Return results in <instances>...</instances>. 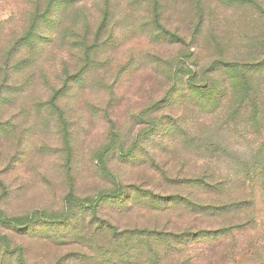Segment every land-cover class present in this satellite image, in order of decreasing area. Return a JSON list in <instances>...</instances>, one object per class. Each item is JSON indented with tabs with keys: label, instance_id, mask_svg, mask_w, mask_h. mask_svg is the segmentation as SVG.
Returning <instances> with one entry per match:
<instances>
[{
	"label": "rangeland",
	"instance_id": "374dc122",
	"mask_svg": "<svg viewBox=\"0 0 264 264\" xmlns=\"http://www.w3.org/2000/svg\"><path fill=\"white\" fill-rule=\"evenodd\" d=\"M0 264H264V0H0Z\"/></svg>",
	"mask_w": 264,
	"mask_h": 264
},
{
	"label": "trees",
	"instance_id": "16d2710c",
	"mask_svg": "<svg viewBox=\"0 0 264 264\" xmlns=\"http://www.w3.org/2000/svg\"><path fill=\"white\" fill-rule=\"evenodd\" d=\"M219 183H222V181H220ZM208 185H209V182H208ZM114 195H115L114 192H112V195L111 194H107V193L102 194L100 196V200H103L104 198H106L108 196L114 197ZM184 199L187 202H189L190 204H193L196 207V209H199V210H202V211H206V212L211 210V213L222 212V211H228V212L229 211H236V213H240V212H243L244 209L248 207V202H249V200L247 198H232V199H230L229 201L225 202L222 205L213 206V205L207 204V205L203 206V205L198 204V203H193V201H191V199H189V198H188V200H187V198H182V199L178 198V200L180 202L182 200H184ZM92 202H94L93 198L86 199L84 201V203L82 204L80 209L83 210V208H85L87 206H89L90 208H93V207H91V203ZM97 206H98V204L96 203L94 205V208H97ZM94 213H97L96 209L94 210ZM37 214H38V212H35V213L33 212L31 214H28V215L22 217L20 219V221L23 220V222L20 223V224L27 225V224H30V223H34L35 220H36ZM65 218H66V220H69L68 215ZM235 218L236 217H231L230 221H232V219H235ZM2 221L4 223H7V224H12V219L11 218L2 217ZM234 221H236V220H234ZM234 221L229 222V224H224V225H222L219 228H216L214 231H212V232H214V234L211 231H209V232L211 233L212 236L214 235V237H218L219 235L225 236V235H228L229 233H231L234 229H241V228H244L245 226H247V224L249 223L250 219L249 220H245V221H239V222H236V223H234ZM20 224H18V225H20ZM112 229H115V226H113ZM210 233H208V234H210ZM20 258H21L20 259L21 262L24 263L25 259H24V257L22 256L21 253H20Z\"/></svg>",
	"mask_w": 264,
	"mask_h": 264
}]
</instances>
